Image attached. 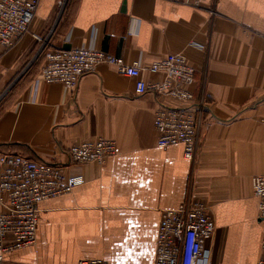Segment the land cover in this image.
I'll return each mask as SVG.
<instances>
[{
    "label": "crops",
    "instance_id": "crops-1",
    "mask_svg": "<svg viewBox=\"0 0 264 264\" xmlns=\"http://www.w3.org/2000/svg\"><path fill=\"white\" fill-rule=\"evenodd\" d=\"M64 46L142 67L182 54L205 105L194 160L184 159L181 145L156 146L159 99L136 95L135 78L114 67L85 73L73 92L43 82V51ZM141 77L161 79L144 70ZM263 117L264 0H209L202 8L39 0L29 33L0 48V147L85 182L40 203L35 244L5 253L2 264H153L161 212L187 200L206 205L214 220L209 264H257L262 223L251 178L264 175ZM98 138L113 140L115 155L103 164L69 161L72 145Z\"/></svg>",
    "mask_w": 264,
    "mask_h": 264
},
{
    "label": "built area",
    "instance_id": "built-area-1",
    "mask_svg": "<svg viewBox=\"0 0 264 264\" xmlns=\"http://www.w3.org/2000/svg\"><path fill=\"white\" fill-rule=\"evenodd\" d=\"M192 8H202L209 0H173ZM39 0H0V48L11 49L29 33ZM39 76L43 82L59 83L73 92L81 77L100 65L114 67L120 75L135 78L134 92H151L159 99L153 117L156 146L181 145L186 161L194 160L199 140L204 101L193 93L194 69L180 53H169L142 67L139 61L127 63L122 57L93 48L49 49L42 53ZM160 75L145 81L141 72ZM164 99H172L175 105ZM264 124V117L261 119ZM113 140L82 141L68 149L73 164H103L115 155ZM84 177L67 174L56 164L0 152V263L5 253L31 247L36 242L39 205L82 185ZM253 196L258 200L257 217L262 223L260 256L264 264V175L251 178ZM215 223L203 203L187 200L174 209L163 210L155 239L153 264H209L208 243ZM77 264H107L100 259H81Z\"/></svg>",
    "mask_w": 264,
    "mask_h": 264
},
{
    "label": "water",
    "instance_id": "water-1",
    "mask_svg": "<svg viewBox=\"0 0 264 264\" xmlns=\"http://www.w3.org/2000/svg\"><path fill=\"white\" fill-rule=\"evenodd\" d=\"M56 22H57V21H56ZM55 24H56V23H55ZM42 49H43V47L40 49V51H41ZM63 49H64V50H68L69 47H68V46H64ZM40 51H39V53H40ZM39 53H38V54H39ZM38 54H37V56H38Z\"/></svg>",
    "mask_w": 264,
    "mask_h": 264
},
{
    "label": "trees",
    "instance_id": "trees-1",
    "mask_svg": "<svg viewBox=\"0 0 264 264\" xmlns=\"http://www.w3.org/2000/svg\"><path fill=\"white\" fill-rule=\"evenodd\" d=\"M0 152H1V153H5V151H4V150H2V149H1V147H0Z\"/></svg>",
    "mask_w": 264,
    "mask_h": 264
},
{
    "label": "rangeland",
    "instance_id": "rangeland-1",
    "mask_svg": "<svg viewBox=\"0 0 264 264\" xmlns=\"http://www.w3.org/2000/svg\"><path fill=\"white\" fill-rule=\"evenodd\" d=\"M0 264H2V263H0Z\"/></svg>",
    "mask_w": 264,
    "mask_h": 264
}]
</instances>
